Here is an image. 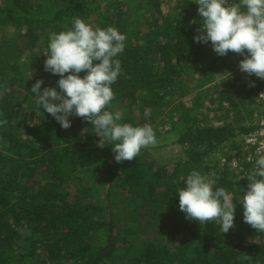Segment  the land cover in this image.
Instances as JSON below:
<instances>
[{
	"label": "trees",
	"instance_id": "trees-1",
	"mask_svg": "<svg viewBox=\"0 0 264 264\" xmlns=\"http://www.w3.org/2000/svg\"><path fill=\"white\" fill-rule=\"evenodd\" d=\"M149 1L0 0V93H7L0 96V121H7L0 124V264H264V233L244 222L243 206L238 204L235 228L223 234L219 220L201 225L186 219L178 194L194 170L215 179L214 190L248 189L247 176L254 170L232 168L229 160L238 140L264 114L253 100L264 91V79L243 84L242 111L244 104L256 106L247 110V124L201 123L189 109L169 114L172 103L184 96L173 95L183 86V64L208 56L213 48L211 42L194 40L199 34L187 21L195 15L189 1L176 0L172 22L165 20L160 2L151 7ZM131 10L138 20L129 16ZM75 18L93 27H115L126 36L123 52L115 57L122 71L111 85L114 98L106 110L122 112L119 123L132 126L155 128L165 121L154 129L158 143L142 148L132 161L117 163L114 142L101 139L81 117H69L71 127L65 130L46 110L33 122L20 121L13 110L35 95L34 83L29 85L14 56L21 54L22 63L45 72L50 39L71 29ZM14 87L23 89L22 95H11ZM55 88L59 91L58 84ZM169 145H180L185 154L160 165L151 150ZM217 152L226 156L224 166ZM105 165L106 198L95 203L87 181L99 177ZM114 200L120 217L110 207ZM23 228L30 230L29 237L22 236ZM242 253L251 260H242Z\"/></svg>",
	"mask_w": 264,
	"mask_h": 264
},
{
	"label": "clouds",
	"instance_id": "clouds-1",
	"mask_svg": "<svg viewBox=\"0 0 264 264\" xmlns=\"http://www.w3.org/2000/svg\"><path fill=\"white\" fill-rule=\"evenodd\" d=\"M195 3L199 5L197 11L202 26L194 40L205 44L211 42L213 50L221 56L229 51L244 56L239 62L240 71L264 79V0L233 3L196 0ZM125 40L126 36L115 27H93L83 19L75 18L71 29L52 36L49 51L44 54L47 56L45 71L60 77L57 81L59 91L54 87H44L41 91L42 79L30 90L35 94L39 108L42 106L63 129L71 127V116L89 121L96 135L114 142L111 145L117 163L132 161L140 155L142 148L158 143L150 124L119 123L123 113L106 110L114 98L111 85L122 71L121 61L115 57L123 52ZM85 70L86 75L81 78L79 74ZM249 86L255 85L250 83ZM6 123V120L0 121V124ZM255 163L257 169L247 176L248 189L241 203L244 222L258 233H264V155ZM185 183L186 187L178 194L179 209L186 214V219L197 220L201 225L219 220L223 234L235 227L236 205L224 188L214 190L215 179L194 170ZM241 259L250 261L251 256L242 253Z\"/></svg>",
	"mask_w": 264,
	"mask_h": 264
},
{
	"label": "rangeland",
	"instance_id": "rangeland-1",
	"mask_svg": "<svg viewBox=\"0 0 264 264\" xmlns=\"http://www.w3.org/2000/svg\"><path fill=\"white\" fill-rule=\"evenodd\" d=\"M146 1V0H141ZM156 1V2H154ZM151 7H154L155 3L160 2L162 6L163 13L167 16L165 20L172 22L175 14L178 13V8L176 0H150ZM120 3V2H119ZM124 9L128 6L123 5ZM105 5L101 7L103 10ZM144 10V9H142ZM132 19L138 20L137 16L134 14L133 10L129 13ZM146 17V16H145ZM139 29H145L143 25ZM218 57L215 62L213 59ZM244 59V56L239 57V54L229 51L227 55H218L214 50L208 56H195L188 64H183V75H182V87L179 88L173 95H184L172 103L171 110L169 114H178L179 111L191 110L198 118L201 123L208 124H221L223 122L237 125V124H247L250 122V115L248 114L250 109H256L254 104H244L248 110L242 111L241 106L242 100L240 95H246L242 88L243 84L252 81L255 75L249 76L247 73L241 72L239 69V62ZM23 56L21 54H16L14 56V61L18 62L24 75L28 77L29 85L35 83L39 79H45L44 83L41 85V91L44 87H56L57 82L60 79L59 75H53L51 72H42L38 68H31L27 63H22ZM45 75H50L46 76ZM67 75V73L65 74ZM31 77V78H30ZM244 88L247 87L244 86ZM23 90V89H22ZM22 90L18 88H12L11 95L18 96L22 95ZM231 100L226 98L227 93ZM7 93H0V96L6 95ZM231 95V96H230ZM256 96V95H255ZM253 96V100H254ZM251 105V106H250ZM36 103V98L31 95L29 101L24 102L23 106H14L13 110L17 112L18 118L22 122H33L38 120L44 112V109ZM165 124V121H159L155 128L157 129ZM112 143V142H111ZM107 146V145H106ZM185 149L180 145H169L159 149H152V157L160 165H171L178 158H181L185 154ZM219 157L217 152L216 158ZM212 166V169H211ZM210 171L209 175H213L214 163L209 162ZM109 173L107 165L100 169V176L92 177L87 181V185L90 186L92 192L89 194L92 201L95 203L104 201L106 194V187L109 181ZM243 176L242 179H245ZM245 191H240L238 193L229 192L233 198V203L236 205L234 225L236 226V217L238 212V206L241 203L242 197L245 195ZM118 202L116 200L110 202V207L113 210L114 217H120V207H116ZM239 204V205H238ZM235 228V227H233ZM232 228V229H233ZM23 237L30 236V230L23 228L20 230ZM26 264V263H22Z\"/></svg>",
	"mask_w": 264,
	"mask_h": 264
},
{
	"label": "built area",
	"instance_id": "built-area-1",
	"mask_svg": "<svg viewBox=\"0 0 264 264\" xmlns=\"http://www.w3.org/2000/svg\"><path fill=\"white\" fill-rule=\"evenodd\" d=\"M186 1H189L193 5L195 14L193 17L187 19L188 24L193 28V31L196 34H199L198 29H200L202 26V18L197 11L199 5L195 3L196 0ZM228 2H239V0H228ZM261 93H264V91H259L256 94L255 100L261 108H264V95H261ZM258 149L260 151H257ZM218 153L219 157L217 159L220 164L224 166L228 160L222 152ZM261 155H264V114H261L255 122V128L238 140V149L233 150L229 160L230 165L232 168L236 169H240L241 166L247 165L248 168H251L255 171L257 169L255 161Z\"/></svg>",
	"mask_w": 264,
	"mask_h": 264
}]
</instances>
